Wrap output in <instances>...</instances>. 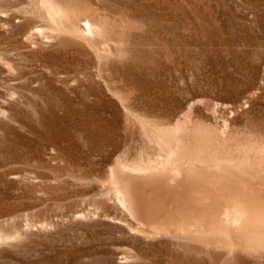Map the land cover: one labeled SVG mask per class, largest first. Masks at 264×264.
<instances>
[{"label":"rangeland","instance_id":"rangeland-1","mask_svg":"<svg viewBox=\"0 0 264 264\" xmlns=\"http://www.w3.org/2000/svg\"><path fill=\"white\" fill-rule=\"evenodd\" d=\"M180 168L215 202L179 226L228 187L232 240L125 209L117 176ZM0 264H264V0H0Z\"/></svg>","mask_w":264,"mask_h":264},{"label":"bare ground","instance_id":"bare-ground-1","mask_svg":"<svg viewBox=\"0 0 264 264\" xmlns=\"http://www.w3.org/2000/svg\"><path fill=\"white\" fill-rule=\"evenodd\" d=\"M133 170L138 171L136 174L139 175L117 176L120 179H118V192L125 209L139 222L140 226L143 225L160 234H179L184 232L190 239L206 242L218 240L219 235L222 239L232 240V235L237 232L236 229L246 223L248 206L245 200L241 196L234 195L230 188L226 187L223 191H225L228 199L227 204L224 206L230 207V209L225 213V217L220 214L210 216L207 222L204 221L203 225L196 220L191 226L183 229L179 225L199 218L203 213L197 212L196 203L199 200L193 205L188 203L187 200L185 202L182 201L184 192L186 190H199L206 193L207 198L211 197L212 201L215 202L213 196L208 195V193L213 194L214 192L200 187L196 180L197 178L192 177L189 172L186 173L182 168L174 169V171L170 169H158V171L150 169ZM179 201H182V204ZM178 204L180 209L177 207ZM220 206L222 205L216 204L215 209L219 207L220 210ZM222 212L224 213L225 210ZM171 219H174V223H171ZM217 220H220L222 224L221 229L219 231L216 229L210 230L211 227H214V221ZM210 221L213 226L208 227L207 224Z\"/></svg>","mask_w":264,"mask_h":264}]
</instances>
